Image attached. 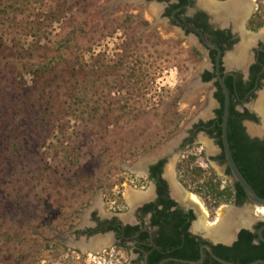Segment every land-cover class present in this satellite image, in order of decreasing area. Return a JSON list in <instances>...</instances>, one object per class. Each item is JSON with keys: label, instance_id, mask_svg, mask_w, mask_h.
Instances as JSON below:
<instances>
[{"label": "rangeland", "instance_id": "374dc122", "mask_svg": "<svg viewBox=\"0 0 264 264\" xmlns=\"http://www.w3.org/2000/svg\"><path fill=\"white\" fill-rule=\"evenodd\" d=\"M118 1L21 0L26 35L0 33V264L123 262L111 243L75 249L70 231L85 227L98 205L114 211L120 159L198 116L199 101L188 105L205 61L187 41L165 40L159 26L164 37L140 38L157 45L132 49L121 66L124 42L146 32L141 20L151 17ZM199 200L200 216L231 213ZM258 208L247 206L259 219Z\"/></svg>", "mask_w": 264, "mask_h": 264}, {"label": "flooded vegetation", "instance_id": "af4514ba", "mask_svg": "<svg viewBox=\"0 0 264 264\" xmlns=\"http://www.w3.org/2000/svg\"><path fill=\"white\" fill-rule=\"evenodd\" d=\"M126 1L134 4L136 13L142 17L146 12L151 17L152 21L143 17L147 21V25L140 26L143 31H157L164 37L158 31L162 26L165 40L180 41V44L187 41V48H194L201 55L205 63L192 90L195 97L188 106L199 101L198 111L206 108V112L190 117L182 125H173L166 131V140L155 141L145 151L120 159L124 176L116 185L114 211L106 213L102 210L103 204L96 206L85 227L70 231L69 242L79 249L91 245V237L106 234L108 244L125 253L120 264H222L212 257L208 247L222 259L241 263L232 260L238 254L236 242L240 233L248 231L257 236L251 244L259 245L262 241L257 230L263 223L248 213L249 201L244 192V196L234 195L231 201L209 207L204 196L194 189L205 176L214 174L220 180V189L230 187L233 193L237 192V182L231 176L222 147L224 91L220 78L229 95L226 131L233 158V151L238 148L247 150L264 143V0H250L236 20L229 16L225 21L222 12L206 6L203 0H119L118 6ZM184 25L196 27L206 41ZM160 149L164 152L150 157ZM191 158L194 160L189 164L202 170L196 182L181 167ZM127 189L134 191L132 202L125 198ZM175 189L181 197L175 194ZM186 193L198 200L200 197L210 210L224 207V211L247 216L248 222H254L251 227L247 223L235 229L238 227L235 225L232 228L235 235L228 240L215 239L210 225L217 216L206 215V222L210 224L203 228L199 224L197 205ZM123 202L125 210L119 206Z\"/></svg>", "mask_w": 264, "mask_h": 264}, {"label": "trees", "instance_id": "16d2710c", "mask_svg": "<svg viewBox=\"0 0 264 264\" xmlns=\"http://www.w3.org/2000/svg\"><path fill=\"white\" fill-rule=\"evenodd\" d=\"M29 4V3H28ZM25 11V8L21 4V0H0V33L1 34H19L20 36L26 35V32L30 28L26 22H24L23 16H21ZM20 16V17H18ZM128 19L132 17L131 15H126ZM141 25H147L145 20H141ZM154 31L141 32L138 37L133 38V40H127L123 44L122 54L124 59L120 62V65H124L126 62L127 56L131 53L132 49L137 47L147 48L149 46L157 45L156 42H149L148 40L144 41L143 45L141 44V36L149 35ZM21 37L19 38V40ZM156 40V39H155ZM158 40V39H157ZM191 52L196 56L195 60H200L201 55L194 49L191 48ZM49 69V68H46ZM119 81V82H118ZM115 84L123 85L122 80L114 81ZM126 84V83H125ZM112 86H110L111 88ZM120 87V86H119ZM83 86L79 89V92H75L73 105H81L83 101V96L81 90ZM78 106V107H79ZM100 106L96 105L93 108V112H98ZM84 114V113H82ZM233 148L234 145L232 144ZM254 148H249L247 150L243 148L236 149L233 151V155L237 165L240 170L256 190V192L264 197V143ZM194 158H191L188 163L181 165L187 171V177L192 181L196 182L201 177V169L190 165L193 162ZM190 163V164H189ZM191 166V168H190ZM214 174L205 176L202 183L195 185V191L202 194L209 207L217 206L220 202L231 201L233 197L238 194L244 196L243 191L238 183H236L237 192L233 193V190L230 187L220 189V180L216 179ZM191 182V183H192ZM235 195V196H234ZM210 198V199H208ZM261 225V224H258ZM264 234V231H263ZM257 236L251 234L248 231H242L240 233V238L236 242V247L238 249V254L236 258L232 260L238 261L241 263H248L256 259H264V243L260 242L259 245H252L251 241ZM238 257V258H237ZM230 259V258H228Z\"/></svg>", "mask_w": 264, "mask_h": 264}, {"label": "bare ground", "instance_id": "6f19581e", "mask_svg": "<svg viewBox=\"0 0 264 264\" xmlns=\"http://www.w3.org/2000/svg\"><path fill=\"white\" fill-rule=\"evenodd\" d=\"M250 0H231L229 2V4H227L226 6H219L217 3H215V1L213 0H203L204 4L210 8H214V9H217L218 11H223L222 13L224 14V16L222 17L223 18V21L226 20L227 17L231 16L233 17L234 19L236 17L239 16V14L241 13V11L243 9H245V6L247 5V3L249 2ZM252 1V0H251ZM253 3V2H252ZM203 5V4H202ZM249 5V4H248ZM240 12V13H239ZM217 17V16H216ZM228 19V18H227ZM236 20V19H235ZM193 83H191V86L192 88L193 87ZM190 86V87H191ZM191 90L190 89L187 93H186V96H185V100L189 99L191 97ZM210 105L209 102H207L206 106L208 107ZM206 108H203V111H205ZM203 111H199L197 112L198 115L202 114ZM206 112V111H205ZM162 153L164 152V149H160L158 152H155L154 154L150 155V157L152 156H156L158 155L159 153ZM160 153V154H161ZM173 187V190L175 188V185H172ZM133 192V193H132ZM175 194L178 196V197H181L182 195H180L181 193L175 189ZM186 195L188 196V198L191 200V202L195 203L197 206H201L199 200L192 194L190 193H186ZM140 196V195H139ZM144 197V196H143ZM125 198L128 202H132L135 198L134 196V191L131 190V189H127L126 192H125ZM202 207V206H201ZM258 212L262 213L264 215V207H262L261 209L258 208L257 210ZM231 212V211H230ZM243 216V215H242ZM240 217V215H236L235 213H227L226 215H223V214H219V216L217 217L216 221L211 224V229L212 230V234L211 236H213L215 239H222V240H228L229 237L232 235V228L237 225L238 227H236L235 229H238L240 227V225H245L247 223H250L248 222L249 219L247 216H243V217ZM199 224L203 227V228H206L208 225V223L206 222V213L205 212H202L201 216H200V221H199ZM249 225V224H248ZM247 225V226H248ZM96 244L93 245L94 247V250L95 251H98L100 250L102 247H104L106 244H108V242L106 241V238L103 237L101 239H96ZM104 242V243H103ZM91 246V245H89ZM102 246V247H101Z\"/></svg>", "mask_w": 264, "mask_h": 264}, {"label": "water", "instance_id": "95a60500", "mask_svg": "<svg viewBox=\"0 0 264 264\" xmlns=\"http://www.w3.org/2000/svg\"><path fill=\"white\" fill-rule=\"evenodd\" d=\"M230 1L220 2V4H218V5L219 6H226L227 4H229ZM184 27H186V28H188L190 30H194V31L198 32L201 35V38L204 41H206L205 36L196 27L189 26V25H184ZM220 82H221V85H222V88H223V91H224V107H223L221 131H222V147H223L226 163L228 165V168L230 170L232 178L234 179V181H236L239 184V186L243 190L245 196L247 197V200L249 201V204H252V205L257 206V207H264V197L260 196L256 192V190L253 188V186L250 184V182L247 180V178L241 172V170L239 169L238 165L236 164V162H235V160H234V158L232 156V152H231V149H230V146H229V142H228V139H227V131H226L227 130V120H228V115H229V95H228V90H227L225 84L223 83V79L222 78H220ZM259 220H261L263 223L258 228L257 235H258V238L260 239V241H262L264 243V235H263V231H264V217L259 218ZM253 222H254V220H253ZM253 222H250L248 227H251ZM234 232H236V231L234 230ZM232 234L235 235V233H232ZM103 237H107V235L106 234H102V235L91 237V239H90L91 246H89L86 249H88L89 251H93L94 252L95 250H94L93 245L97 243L96 239H101ZM83 239H84V237H83ZM80 248H85V247L81 246V247H79V249ZM208 250L211 253L212 257L214 259H216L218 262L222 263V264H264V259H256V260H253V261L248 262V263H235V262H231V261H227L225 259H222V258L218 257L217 255L213 254L211 248H209V247H208ZM201 256H203V253H201ZM201 260H202V257H201L200 260H198L196 262H200ZM196 262H190V263H196Z\"/></svg>", "mask_w": 264, "mask_h": 264}]
</instances>
